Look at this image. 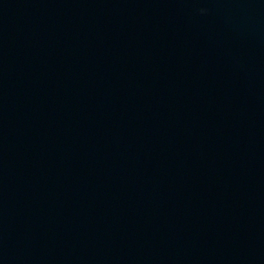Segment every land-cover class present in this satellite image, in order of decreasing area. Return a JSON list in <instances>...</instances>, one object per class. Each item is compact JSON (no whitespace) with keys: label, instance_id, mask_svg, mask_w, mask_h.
Segmentation results:
<instances>
[{"label":"water","instance_id":"95a60500","mask_svg":"<svg viewBox=\"0 0 264 264\" xmlns=\"http://www.w3.org/2000/svg\"><path fill=\"white\" fill-rule=\"evenodd\" d=\"M0 264H264V0H0Z\"/></svg>","mask_w":264,"mask_h":264}]
</instances>
